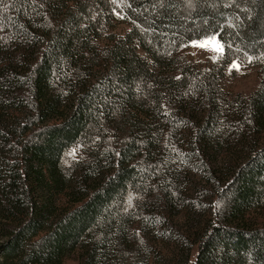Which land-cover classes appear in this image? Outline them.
<instances>
[{
  "label": "trees",
  "instance_id": "1",
  "mask_svg": "<svg viewBox=\"0 0 264 264\" xmlns=\"http://www.w3.org/2000/svg\"><path fill=\"white\" fill-rule=\"evenodd\" d=\"M157 229L155 264H264V0H0V264H154Z\"/></svg>",
  "mask_w": 264,
  "mask_h": 264
},
{
  "label": "rangeland",
  "instance_id": "2",
  "mask_svg": "<svg viewBox=\"0 0 264 264\" xmlns=\"http://www.w3.org/2000/svg\"><path fill=\"white\" fill-rule=\"evenodd\" d=\"M224 52V48L218 38L216 36L194 42L186 47L185 54L187 55V59L194 63H199L205 61L207 59H217L222 55ZM233 69L235 70L234 75L226 81V88L233 92V93H244L249 94L253 90L258 87L259 80H258V73L257 69L254 68H247L245 64H238L235 63L233 65ZM76 152H72L71 156L74 157ZM192 178H196V176L192 175ZM191 184L189 183L187 187L189 188ZM188 192V189L186 190ZM187 194V193H186ZM185 195L187 197L188 195ZM184 214V211H182ZM160 229H157V231ZM155 238L159 242V244H154L152 246L153 250V257H154V264L155 260L158 259L160 256L163 258H167V251H172L174 248V238L175 236H169L168 234L164 235L162 231L156 232ZM164 246L166 250L164 253L160 252L161 246ZM160 249V250H159ZM78 260L75 257L71 259H67L64 261L63 264H78Z\"/></svg>",
  "mask_w": 264,
  "mask_h": 264
}]
</instances>
